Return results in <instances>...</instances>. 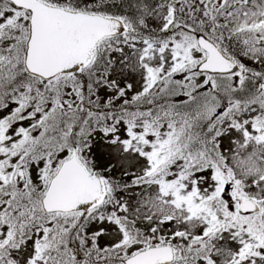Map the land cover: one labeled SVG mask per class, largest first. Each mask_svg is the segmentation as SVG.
<instances>
[{
  "label": "snow or ice",
  "instance_id": "6c2138e0",
  "mask_svg": "<svg viewBox=\"0 0 264 264\" xmlns=\"http://www.w3.org/2000/svg\"><path fill=\"white\" fill-rule=\"evenodd\" d=\"M0 264H264V0H0Z\"/></svg>",
  "mask_w": 264,
  "mask_h": 264
}]
</instances>
